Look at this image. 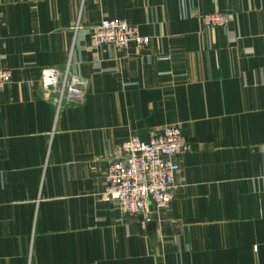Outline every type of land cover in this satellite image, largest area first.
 Wrapping results in <instances>:
<instances>
[{
  "label": "crops",
  "instance_id": "1",
  "mask_svg": "<svg viewBox=\"0 0 264 264\" xmlns=\"http://www.w3.org/2000/svg\"><path fill=\"white\" fill-rule=\"evenodd\" d=\"M213 11L232 19L208 30ZM104 18L149 43L92 48ZM46 67L83 98L58 107ZM0 69V264H264V0H0ZM165 125L190 145L174 199L122 215L117 146Z\"/></svg>",
  "mask_w": 264,
  "mask_h": 264
},
{
  "label": "built area",
  "instance_id": "2",
  "mask_svg": "<svg viewBox=\"0 0 264 264\" xmlns=\"http://www.w3.org/2000/svg\"><path fill=\"white\" fill-rule=\"evenodd\" d=\"M206 29L225 27L232 19L230 13L213 11L201 15ZM80 27L79 21L75 29ZM150 37L142 35L137 25L122 18H104L90 31L92 48L112 45L128 49L135 44L146 46ZM42 83L56 93L58 107L63 101L83 98L86 81L73 74L68 67H46L41 72ZM11 72L0 69V91L10 83ZM190 150L181 128L165 125L148 140L131 135L117 146L106 173V195L114 201L122 215L135 214L150 222L154 214L168 209L174 199L180 165L176 157Z\"/></svg>",
  "mask_w": 264,
  "mask_h": 264
}]
</instances>
